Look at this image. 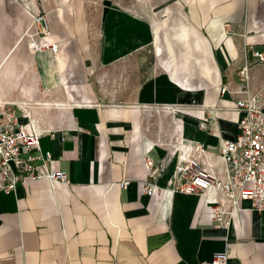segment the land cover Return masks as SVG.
<instances>
[{
    "label": "crops",
    "instance_id": "0c3cea01",
    "mask_svg": "<svg viewBox=\"0 0 264 264\" xmlns=\"http://www.w3.org/2000/svg\"><path fill=\"white\" fill-rule=\"evenodd\" d=\"M144 1L151 20L111 5L99 44L86 0H9L19 28L44 14L49 34L24 54L0 40L6 75H18L3 98L69 182L0 191V264H211L226 249V264H264L263 211L241 200L219 223L213 193L170 190L178 157L197 146L225 177L221 141L236 138L241 114L220 88L240 84L239 69L264 111V62L252 55L264 52V0Z\"/></svg>",
    "mask_w": 264,
    "mask_h": 264
},
{
    "label": "built area",
    "instance_id": "2783aa9c",
    "mask_svg": "<svg viewBox=\"0 0 264 264\" xmlns=\"http://www.w3.org/2000/svg\"><path fill=\"white\" fill-rule=\"evenodd\" d=\"M35 35H48L49 27L44 14L33 16ZM34 42L32 46H34ZM49 47L56 51V44ZM33 48V47H32ZM257 62H264V52L252 53ZM241 83L235 88H220V94L235 96L234 110L241 115L237 121L238 134L234 140L221 141L219 156L223 163L225 177L215 174L211 166L202 161L205 151L195 147V153L180 155L177 159L175 182L171 191L214 194L212 208L215 219L222 223L227 215L239 208V201L249 200L251 209L264 212V111L258 105L257 93L248 87V67L239 69ZM9 101H0V191H14L17 184L25 179H47L69 182L65 171H51L48 163L51 153L42 151L41 134L28 131L18 121L16 109ZM148 176L153 179L155 169L147 159ZM127 181H121L125 187ZM156 184L152 181L143 188L148 195L156 194ZM207 199L208 196H207ZM229 258L227 249L216 252L211 264H226Z\"/></svg>",
    "mask_w": 264,
    "mask_h": 264
},
{
    "label": "rangeland",
    "instance_id": "374dc122",
    "mask_svg": "<svg viewBox=\"0 0 264 264\" xmlns=\"http://www.w3.org/2000/svg\"><path fill=\"white\" fill-rule=\"evenodd\" d=\"M88 6L93 11L90 16L93 21L92 38L102 44L105 31L103 24L106 22V14L110 11V6L114 3L119 4L118 7L123 8L125 12L139 15L140 19L151 20L152 15L144 0H86ZM107 12V13H106ZM137 17V16H136ZM125 20V19H124ZM129 21H124V28H129ZM107 24V22H106ZM36 23L33 17L27 15L26 20L21 28L18 27V20L15 8L9 3V0H0V40L6 43H20L19 50L24 54V48H32L33 38L35 37ZM113 34V32H111ZM109 33V34H111ZM126 35V37H125ZM115 37V35L113 34ZM114 37H112L114 39ZM130 32L123 34V38L129 39ZM103 47H101L102 49ZM99 50V47H97ZM145 50V48H144ZM152 56V52L150 53ZM12 54L7 51L0 58V101H6L4 97L6 92L13 90L17 85L18 75H6L11 70L9 65Z\"/></svg>",
    "mask_w": 264,
    "mask_h": 264
},
{
    "label": "bare ground",
    "instance_id": "6f19581e",
    "mask_svg": "<svg viewBox=\"0 0 264 264\" xmlns=\"http://www.w3.org/2000/svg\"><path fill=\"white\" fill-rule=\"evenodd\" d=\"M1 95V94H0Z\"/></svg>",
    "mask_w": 264,
    "mask_h": 264
}]
</instances>
